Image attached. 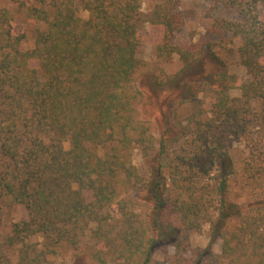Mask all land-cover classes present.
<instances>
[{
  "label": "trees",
  "instance_id": "trees-1",
  "mask_svg": "<svg viewBox=\"0 0 264 264\" xmlns=\"http://www.w3.org/2000/svg\"><path fill=\"white\" fill-rule=\"evenodd\" d=\"M143 1H19L18 15L45 25L31 49L0 7V200L27 212L0 236V264H55L61 251L60 264H264V0H214L237 18L210 17V33L240 41L248 79L210 46L174 43L180 0ZM147 25L162 28L159 57L184 61L172 89L202 58L213 65L184 82L185 118L173 113L160 133L141 114ZM206 225L209 244L194 247Z\"/></svg>",
  "mask_w": 264,
  "mask_h": 264
},
{
  "label": "rangeland",
  "instance_id": "rangeland-1",
  "mask_svg": "<svg viewBox=\"0 0 264 264\" xmlns=\"http://www.w3.org/2000/svg\"><path fill=\"white\" fill-rule=\"evenodd\" d=\"M23 0H0V7H5L16 13V19L14 21V29L16 32H27L28 42L26 44L27 49H31L35 42V29L37 27H44V24H33L28 22L24 16L17 14L18 2ZM159 0H144L143 8L147 10V6L151 2H158ZM178 10L183 14L185 19V28L182 32L176 35L174 43L182 45L188 50H198L199 47L209 49L211 47L213 53L218 55L221 59L226 60L229 65L230 71L233 74L239 75L242 78L248 79L246 69L242 66L241 60L238 54V47L240 41L237 38L232 37L230 34L224 33H210L208 28L210 27V17L213 18H228L236 19L235 12L226 9L223 6H217L214 0H180ZM82 16L87 18L88 12L83 11ZM163 36L162 28L159 26L147 25L141 31V45L138 50V56L146 62V67L143 70L152 77L153 82H157L160 86L154 87L151 82L146 85L143 83L142 74L139 79L140 87L145 92V104L141 108L142 117L149 121L156 132L160 133L165 128V121L170 119L173 113L177 112L181 114L179 120H183L186 115L185 108H188L191 104V99L184 95L185 91L182 89L184 82L188 79L199 80V76L202 68L210 71L213 67L212 63L206 58H202L194 66V72L189 78H184L180 87L168 85L169 79L179 74L184 67V61L177 53L167 57H159L156 53V47L161 43ZM36 65V63H34ZM207 66V68H206ZM214 69V68H213ZM233 96H240L238 91H233ZM190 97V96H189ZM178 104V100H185ZM191 98V97H190ZM199 100L202 101L205 108H210L211 102L208 99L199 95ZM178 102V103H177ZM186 103V104H185ZM182 104V105H181ZM172 112V113H171ZM184 113V116L182 114ZM167 118V119H166ZM172 122H176L173 118ZM257 135L261 140L260 151L264 152V129L258 127L256 129ZM240 149H237L235 159L240 162L244 157V148L241 145H237ZM64 147L70 148V142H65ZM134 163L143 170L144 158L141 151L137 148L133 150ZM88 200L92 199L90 192H86ZM27 215L26 209L20 205H12L9 202L0 200V236L9 232L12 224L17 222ZM35 242H42V238L35 237ZM209 226L206 225L202 233H194L192 235V244L194 247H205L209 244ZM214 252H221L220 242L214 246ZM70 252L64 255V252L57 257H52L51 260L55 264H60L62 260L68 259ZM16 260V255H14Z\"/></svg>",
  "mask_w": 264,
  "mask_h": 264
}]
</instances>
